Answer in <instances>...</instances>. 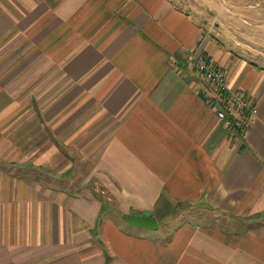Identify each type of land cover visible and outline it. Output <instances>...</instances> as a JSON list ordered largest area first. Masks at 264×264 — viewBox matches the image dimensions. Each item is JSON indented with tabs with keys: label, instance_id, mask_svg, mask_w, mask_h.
<instances>
[{
	"label": "crops",
	"instance_id": "crops-1",
	"mask_svg": "<svg viewBox=\"0 0 264 264\" xmlns=\"http://www.w3.org/2000/svg\"><path fill=\"white\" fill-rule=\"evenodd\" d=\"M215 20L174 0H0V264H264V54ZM199 55L255 104L240 141Z\"/></svg>",
	"mask_w": 264,
	"mask_h": 264
},
{
	"label": "rangeland",
	"instance_id": "rangeland-1",
	"mask_svg": "<svg viewBox=\"0 0 264 264\" xmlns=\"http://www.w3.org/2000/svg\"><path fill=\"white\" fill-rule=\"evenodd\" d=\"M174 1L180 3L186 10L192 11L201 23H208L214 17L216 19L215 22L222 25V37L227 39L233 37L232 43L238 47L242 49H245L244 46H248L251 49L256 48L264 54V0ZM248 50L243 51V53H246ZM156 216L161 215L156 213ZM168 216L170 218H177L183 223L193 222L202 226L213 225L221 230L231 229L234 226L232 221H229L227 217L215 216L206 208L180 206L175 208V211L171 212ZM165 222L166 220L158 222L157 230H164V233L168 234L171 229L166 226ZM155 232L156 230L151 231L152 234ZM164 233L160 235L162 239L164 238L163 236L167 238Z\"/></svg>",
	"mask_w": 264,
	"mask_h": 264
},
{
	"label": "built area",
	"instance_id": "built-area-1",
	"mask_svg": "<svg viewBox=\"0 0 264 264\" xmlns=\"http://www.w3.org/2000/svg\"><path fill=\"white\" fill-rule=\"evenodd\" d=\"M199 78L209 90L205 97L215 108V119L234 141L244 138L257 118V109L245 93L228 86L227 75L205 55L191 58Z\"/></svg>",
	"mask_w": 264,
	"mask_h": 264
},
{
	"label": "water",
	"instance_id": "water-1",
	"mask_svg": "<svg viewBox=\"0 0 264 264\" xmlns=\"http://www.w3.org/2000/svg\"><path fill=\"white\" fill-rule=\"evenodd\" d=\"M127 224L134 228H140L149 231L158 229V222L152 216H130L127 218Z\"/></svg>",
	"mask_w": 264,
	"mask_h": 264
}]
</instances>
